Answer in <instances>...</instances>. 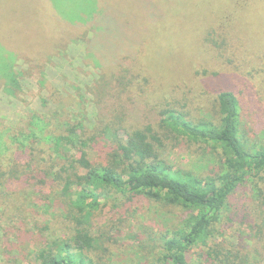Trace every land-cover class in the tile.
<instances>
[{
	"label": "trees",
	"instance_id": "trees-1",
	"mask_svg": "<svg viewBox=\"0 0 264 264\" xmlns=\"http://www.w3.org/2000/svg\"><path fill=\"white\" fill-rule=\"evenodd\" d=\"M44 1L52 13H63V6L55 0ZM234 1V7L239 4L248 10L250 0ZM77 6L75 16L56 17L65 27L56 41L73 37L84 45L86 61L101 63L102 74L95 84L99 87L95 111L90 119L80 107L73 112L64 108L61 121L53 127L31 114L23 129L10 130L4 138L0 131V222L4 215L1 192L12 181L32 186L44 201L53 197L58 208L55 217L61 219L54 227L48 223L34 224L26 230L12 226L22 233L14 235L15 241L10 240L7 229L0 228L4 261L24 264L29 258L28 264H102L100 253L109 238L102 231L104 225L96 221L97 214L105 207L127 211L130 203L142 198L180 213L177 226L157 230L154 248L148 250L154 251L152 259L143 264L264 263V143L251 146L243 139L237 96L226 88L215 90L213 113L197 118L184 110L186 105L177 108L167 101L158 107L156 126L147 116L140 122L138 117L142 116L135 110L137 101L130 109L123 104V94L130 91L116 94L106 84V76L117 65L115 59L122 50L135 48L136 37L132 45H125L127 28L108 18V8L101 0H78ZM225 7L218 13L221 24L223 19H232ZM209 36L204 39L205 47L197 45L195 53L207 50ZM1 43L13 54L0 62V81L8 94L19 89V72L14 67L19 54L29 66H40L49 54H59L48 45L46 50H25L19 36H11L8 43L3 38ZM109 45L116 46V50H108ZM149 66L138 68L154 78V68ZM153 91L154 84L144 94L150 97ZM109 100L114 106L104 109L103 101ZM169 143L172 148H195L212 158L210 170L198 173L178 167L165 155ZM248 180L252 194L244 196L240 192ZM45 188L50 191L48 195ZM107 214L110 218L113 215ZM225 222L246 224L248 234L227 238ZM24 242L33 245L23 249Z\"/></svg>",
	"mask_w": 264,
	"mask_h": 264
},
{
	"label": "rangeland",
	"instance_id": "rangeland-1",
	"mask_svg": "<svg viewBox=\"0 0 264 264\" xmlns=\"http://www.w3.org/2000/svg\"><path fill=\"white\" fill-rule=\"evenodd\" d=\"M77 1L55 0L58 6H63V13L57 10L52 13L44 0H0V62L4 57L10 58L12 54L2 45L1 39L6 38L8 43L11 36H19L25 50L30 52L46 50L47 45L51 50L59 51L58 56L49 54L46 63L42 61L40 66H29L22 54L16 57L14 67L19 72V89L14 94H8L0 81L1 137L8 136L10 130L26 127L31 114L50 122L51 127L61 121L64 108L73 112V109L80 107L90 119L93 117L94 103L97 102L99 92V87H95V84L102 74L99 67L101 63L98 62L97 66L92 61H86L88 59L84 45L73 37L62 38L60 43L56 41L58 32L65 29L56 17H63L65 14L75 16L74 11H78ZM101 2L108 8V18L127 28L128 39L125 45H132V39L136 37L135 48L119 53V59H115L117 65L110 70L105 83L110 84L116 94L126 90L131 92L123 94V104L130 109L131 104L137 101L135 110H139L142 116L138 117L140 122L147 116L154 119L156 126L158 107L167 101H171L177 108L186 105L184 110L194 118L209 117L214 109L215 90L226 88L239 101L243 139L251 146L264 143V0H250L248 10L242 9L239 4L234 7V0ZM224 7L232 19H223L221 24L218 13ZM242 11L245 13L240 14ZM175 33H178L177 38L173 37ZM208 33L211 43L206 44L207 50L201 54L195 53L197 45L200 48L204 46ZM221 36L226 42L222 41ZM177 39H182L183 42H178ZM145 41L147 46L144 45ZM213 43L218 45V49ZM169 47L172 49L171 53L168 51ZM108 50L115 51L116 46L109 45ZM183 53L189 55L185 56ZM145 64L154 68V78L143 74V70L138 68ZM153 84L154 93L147 97L144 92ZM73 98L75 105L72 104ZM113 99L114 97L112 101ZM112 101H103L104 109L108 110L110 107L111 110L114 106ZM79 109L74 113L77 114ZM104 109L102 113L107 116ZM151 110H154V114ZM56 112H59L58 116L55 115ZM165 151L171 161L186 170L204 173L210 170L213 163L212 158L195 148L189 151L181 146L172 148L169 143ZM75 154L79 155L77 152ZM250 180L241 188L243 190L240 194H252V186L248 183ZM44 192L47 195L50 193L46 188ZM1 193L4 215L0 228L8 230L10 240H16L15 234L22 236L12 226L18 230H26L34 224L43 226L48 223L52 227L60 225L61 219L58 221L55 217L58 208L53 197L51 201H48L49 197L44 201L32 186H21L14 181ZM136 199L134 204L128 205L130 209L127 211H111L110 207H105L97 214L96 221L104 225L102 231L109 238L100 253L102 264H143L149 261L154 251L148 250L154 248V240L159 236L157 230L178 225L179 211L142 198ZM44 204H49V208ZM107 212L113 214L111 218ZM127 214L129 217H124ZM225 228L229 239L236 238L237 234H248L246 224L225 222ZM1 236L2 234L0 240ZM21 245L25 249L33 244L24 242ZM2 256L0 246V264H16L6 263ZM28 262L29 258L23 263Z\"/></svg>",
	"mask_w": 264,
	"mask_h": 264
}]
</instances>
